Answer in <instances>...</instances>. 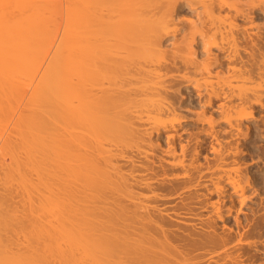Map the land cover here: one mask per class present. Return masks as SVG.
<instances>
[{
    "label": "bare ground",
    "instance_id": "6f19581e",
    "mask_svg": "<svg viewBox=\"0 0 264 264\" xmlns=\"http://www.w3.org/2000/svg\"><path fill=\"white\" fill-rule=\"evenodd\" d=\"M0 264H264V0H0Z\"/></svg>",
    "mask_w": 264,
    "mask_h": 264
},
{
    "label": "rangeland",
    "instance_id": "374dc122",
    "mask_svg": "<svg viewBox=\"0 0 264 264\" xmlns=\"http://www.w3.org/2000/svg\"><path fill=\"white\" fill-rule=\"evenodd\" d=\"M248 154V153H247ZM247 156V158L249 159V154L248 155H246ZM249 161H250V159H249Z\"/></svg>",
    "mask_w": 264,
    "mask_h": 264
}]
</instances>
